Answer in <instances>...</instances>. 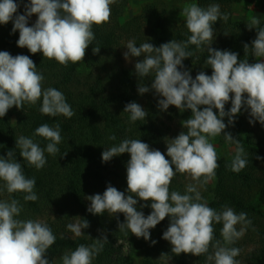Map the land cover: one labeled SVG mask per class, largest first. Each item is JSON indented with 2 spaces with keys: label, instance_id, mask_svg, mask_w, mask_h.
<instances>
[{
  "label": "clouds",
  "instance_id": "obj_1",
  "mask_svg": "<svg viewBox=\"0 0 264 264\" xmlns=\"http://www.w3.org/2000/svg\"><path fill=\"white\" fill-rule=\"evenodd\" d=\"M116 0H29L24 5V14H17L19 5L15 0H0V24L12 21V32L19 31L17 46L27 48L30 53H41L49 60H55L67 67L84 60L86 49L95 39L93 25L108 23L111 18V5ZM33 14L37 19L32 26H27L28 18ZM182 15L190 33L186 41L171 40L154 47L148 42L136 46L134 40L126 44L123 53L125 60L130 57H143L134 64L138 78L152 77L149 86L138 84V94L149 92L150 88L162 97L158 100L159 108L164 111L175 106L183 112L191 110V117L183 121L182 131L167 143V157L159 150L150 149L147 143L139 139H124L118 145L104 149L103 162L114 156L128 153L126 179L127 192L118 191L109 185L103 194L86 197L90 201L88 211L93 215L107 212L110 216L123 213L125 222L118 225L120 231L137 238H150L149 229L169 218V226L162 238L171 244V252L207 256L214 264H239L235 259L240 250L228 247L243 236L244 229L237 230L238 224H251L247 214H236L230 207L220 212L201 202L203 197L198 185L207 184L216 175L218 156L211 138L222 135L227 142L236 144L235 156L231 161V170L239 173L248 164L247 153L243 146L230 133H225L227 125L223 122L228 117L231 125L233 117L242 107L249 111L253 121L264 124V62L248 63L247 59L238 60V54L217 50L211 47L214 39L213 24L217 20H228L222 14L219 4L207 8L197 3L186 4ZM249 29H256V38L251 47L244 45V51L255 58H264V26L253 16L249 19ZM194 45L200 52L207 51L205 64L210 66L212 74L199 72L195 78L183 69L182 61L192 57L189 51ZM100 47L93 48V53ZM27 55L12 56L0 50V117L15 106L18 110L25 103L35 105L42 101L40 111L48 116L62 115L71 118L74 115L64 94L55 89L42 87L44 76ZM231 94V96H230ZM231 100V107L225 111V104ZM200 106H204L200 109ZM213 109L217 111L214 112ZM129 113V121H145L148 115L145 109L135 102L126 104L124 111ZM35 135L48 140L46 149H42L31 138L20 136L16 147L20 156L36 169L46 164L45 150L50 155L59 153L57 145L61 143L60 125L50 127L42 124L35 130ZM109 140H116L110 135ZM8 151L0 156V181L6 191L26 193L25 201L38 199L34 192L35 179L24 175L19 161ZM256 159H261L259 156ZM174 166V167H173ZM177 173L186 174L195 182L186 186L185 194L170 192V184ZM136 198H133V197ZM140 201H150L151 213L144 216L136 205ZM147 205L141 204L143 208ZM21 205L16 199L0 200V264H49L47 250L55 243L56 237L48 225L39 220H21L16 217L21 212ZM222 223L221 241L214 240L213 223ZM77 237L83 235L82 229L89 227L85 219L67 226ZM107 237L95 239L90 246L79 245L71 253L61 257L62 264H92L93 259L103 250ZM156 241H152L155 244ZM165 255V254H162ZM170 259V257H169Z\"/></svg>",
  "mask_w": 264,
  "mask_h": 264
},
{
  "label": "trees",
  "instance_id": "obj_2",
  "mask_svg": "<svg viewBox=\"0 0 264 264\" xmlns=\"http://www.w3.org/2000/svg\"><path fill=\"white\" fill-rule=\"evenodd\" d=\"M181 1H194L202 8L219 4L221 13H226L228 20H217L213 24L211 47L237 53L238 60L247 59L250 64L255 62L256 58L251 53L245 54L244 45L251 47L257 35L256 29H249L246 22L233 20L230 12L231 6L241 0ZM15 2L19 5L17 14H24V5L29 0ZM127 3L128 0H116L111 5L110 21L100 26L93 25L95 39L86 49L84 60L76 64L69 63L67 67L44 58L39 52L32 54L27 48L18 47L19 31L12 32V21L0 24V50L12 56H29L37 66L36 70L44 76L42 87L61 91L74 112L71 118L48 116L40 111L42 101H38L35 105L25 103L19 110L13 106L4 117H0V156H6L8 151L14 153L13 158L20 162L24 175L35 179L34 192L38 197L34 202L25 201L23 197L26 193L9 194L4 182L0 181V200H18L22 210L17 219L39 220L52 230L56 239L46 253L49 264H62L61 257L64 254L71 253L81 244L90 246L95 239L105 236L108 242L92 264H133L136 252L143 254L140 264H214V261L207 260V256L214 252L211 246L208 253L200 256L184 253L175 255L171 252V244L164 242L163 234L156 233L157 225L149 229L150 238L145 240L143 237L137 238L130 231L126 233L119 230L118 225L125 222L123 213H116L112 218L107 212L93 215L88 211L89 200L86 197L96 191L102 195L109 185L128 195L126 168L129 154L114 156L110 161L103 162L101 154L104 149L118 145L124 139H139L147 143L150 149H165L162 153L170 160L164 144L186 131L182 126L183 121L192 115L191 110L181 112L175 106L162 111L158 106V100L162 97L151 88L143 95L138 94V84L150 87L152 77L140 79L135 74L134 64L143 57H130L129 63H126L122 55L123 51H127L125 46L129 40H134L136 46L148 42L154 47L171 40L186 41L190 33L185 22L180 25L168 23L166 8L155 2L144 5L139 16L121 21ZM31 17L37 19L35 14ZM34 23L28 20L27 26ZM261 26H264V21H261ZM96 47H100V50L94 54L92 49ZM188 50L193 52V56L182 61L184 67L181 70L189 71L193 79L201 71L211 75V67L205 64L207 51L200 52L194 45H190ZM130 102L146 110L148 115L145 121H129V113L123 111ZM203 107L200 106V109ZM230 107L231 100L225 104V111ZM249 111L242 107L240 113L233 117L231 125L228 124L227 116L223 118L227 125L224 132L239 141L247 153V166L239 173L233 172L230 167L233 158L227 160L216 149L219 167L215 177L203 185L205 192L201 194V202H206L218 212L230 207L236 214L246 213L251 224L237 226L239 230H245L243 238L256 245L242 259L241 256L235 259L241 264H264V124L258 121L250 124L252 118ZM42 124L50 127L59 124L62 141L57 145L59 153L56 155H50L45 150L46 164L38 170L20 156L16 139L20 136L31 138L42 149H46L49 141L35 135V130ZM170 124L179 127L178 132H172ZM113 134L116 140H109L108 137ZM218 141L220 147H234L236 150V144L227 142L223 133ZM257 156L261 159H256ZM183 175L177 173L172 179L170 192L185 194L183 183L176 181V177ZM150 203L138 200L136 208L146 217L152 211ZM141 204L147 206L141 208ZM54 207L57 208L55 212ZM77 218L89 223V227L82 229L84 234L79 237L67 227ZM168 221L169 218L165 217L161 222ZM222 226V223H213V243L219 240L223 244ZM121 240L127 242V252L119 245ZM153 240L155 244H152Z\"/></svg>",
  "mask_w": 264,
  "mask_h": 264
},
{
  "label": "rangeland",
  "instance_id": "obj_3",
  "mask_svg": "<svg viewBox=\"0 0 264 264\" xmlns=\"http://www.w3.org/2000/svg\"><path fill=\"white\" fill-rule=\"evenodd\" d=\"M157 3L159 5H162L163 7L166 8V20L168 23L173 24V25H180L182 23L185 22V18L182 15V10L183 7L186 4H190V3H195L194 1H181V0H128L127 6H126V10L123 16V19H121V21L124 20H128V19H132L135 18L137 16L140 15L142 8L144 7V5L146 4H150V3ZM231 14H232V18L235 21H239V22H246L248 23L249 19L253 16L257 17L258 19H260V21H264V0H241L240 3L238 4H234L231 6ZM28 20L35 22L36 20L33 19L32 17H29ZM124 51L122 52L123 55ZM124 57V56H123ZM125 59V58H124ZM126 63H129L128 60H125ZM264 62V58H256L255 62ZM12 123H15V119L12 120ZM178 128L175 124H170V129L172 132H178ZM220 136H217L215 138H211L210 142L213 144V146L215 147V149L219 150V153L221 156H223L224 158H226L227 160H230L232 158H234L235 156V149L234 147H228V148H223L220 147L219 141L218 139H220ZM165 146H167L166 144H164ZM155 150H159L161 153L165 150L161 147L155 149ZM105 175L107 173H104ZM176 181L177 182H182L184 185V189H186V186L192 183H195L190 176L184 174L183 177H176ZM198 190L200 191L201 194H203L205 192V188L202 185H198ZM95 194H99V191H96L95 193H93L92 195ZM90 195V196H92ZM89 206H90V201H89ZM264 208V207H263ZM53 211H57V208L54 207ZM54 216V214L52 215ZM115 217L112 215V218ZM45 220V219H44ZM79 221V219H75L73 224H76ZM169 226V221L166 223L160 222L159 224H157L156 227V233H164L167 228ZM237 230H239V227L236 225ZM245 235V230H244V234L242 237H240L239 239H237L235 241L234 245L240 250L239 255L236 256L235 258L240 257L241 259L243 258V256L252 248L255 247V243L250 242L247 239H244ZM247 238V237H246ZM164 242L170 243L169 241L164 239ZM119 245H121L124 250L127 252L128 250V244L126 241H119ZM231 245H227L228 247H230ZM134 262L133 264H140L142 258H143V254L141 252H136L134 255ZM241 264V262L239 263Z\"/></svg>",
  "mask_w": 264,
  "mask_h": 264
}]
</instances>
